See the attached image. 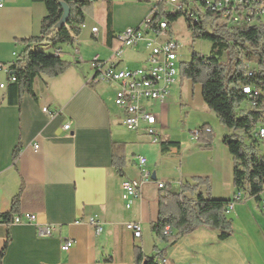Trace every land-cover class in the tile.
<instances>
[{
    "label": "crops",
    "instance_id": "0c3cea01",
    "mask_svg": "<svg viewBox=\"0 0 264 264\" xmlns=\"http://www.w3.org/2000/svg\"><path fill=\"white\" fill-rule=\"evenodd\" d=\"M159 1L112 0V34L120 20L129 27H138ZM0 5V63L9 66L24 49L17 41L39 34L46 10L42 3L31 0H0ZM93 28L95 33L91 32ZM113 43L114 48L107 44L106 4L96 0L84 13L76 41L58 47L70 66L57 77H36L33 96L24 93L19 104H9L10 83L0 71V83L5 84L0 89V216L10 212L15 197L19 203L14 215L35 216L32 224L0 223V252L9 237L1 264H134L135 247L146 257L160 253L158 259H165L167 264H264V208L243 191L232 214L226 215L231 221L230 233L213 230L209 222H204L190 234L166 242L156 239L150 231L161 196L157 183H172L170 190L176 193L174 188L191 183L192 178L208 177L211 198L232 200L236 192L232 186V160L222 140H212L208 157L215 172L224 165L228 178L231 171L230 180L218 183L212 171L186 173L179 166L175 182L173 176L159 174L161 163L157 167L147 162L151 183L143 185L140 197L125 207L122 183L139 180L140 174L136 157L126 160L129 134L121 123L122 114L114 106L116 86L88 82L92 77L91 58L98 54L103 60L110 59L118 46L115 38ZM75 50L81 61H74ZM145 59L143 48L124 49L117 68L136 69L144 65ZM199 90L201 102L200 86ZM176 92L171 89L169 100L160 105L164 108L163 120L155 115L159 139L169 110L180 107V98L174 97ZM43 108L52 114L51 118ZM67 123L69 135L63 131ZM144 127L141 124L133 132L136 140L142 138L139 133L145 134ZM161 142L159 152L164 160L169 155L178 156L185 148L182 142L172 140L170 143L177 146L162 152ZM15 151L17 158L13 162ZM114 155L122 159V176L113 167ZM93 217L100 223L98 235L87 224ZM132 222L142 228L140 239H134L125 229ZM45 226L52 227L49 236L39 235L37 229ZM64 239L74 242L67 252L60 251Z\"/></svg>",
    "mask_w": 264,
    "mask_h": 264
},
{
    "label": "trees",
    "instance_id": "16d2710c",
    "mask_svg": "<svg viewBox=\"0 0 264 264\" xmlns=\"http://www.w3.org/2000/svg\"><path fill=\"white\" fill-rule=\"evenodd\" d=\"M31 1L42 3L46 15L41 20L37 36L17 41L24 49L9 65V75L16 80L7 88L9 104H19L24 93L33 96L32 84L36 77H57L70 66L53 51L76 41L84 22V13L96 0ZM102 1L107 8V44L114 48L110 21L112 0ZM60 3L69 8V16L66 23L56 28L63 12ZM166 18L173 24L180 17ZM189 30L193 39L211 44L210 55L193 54L189 63H179L180 77L200 86L201 99L207 109L216 115L223 127L233 132L222 138V144L232 160V186L236 191H243L246 197L260 201L264 193V138H256L254 130L264 119V27L221 28L207 32L202 26H196L189 27ZM247 66L253 73L249 78L246 75ZM246 85L252 86L259 94L254 108L250 107L247 96L241 92V87ZM241 105L249 106L247 112L239 109ZM206 128L207 125L200 127L202 133L197 142L209 147L212 135L203 133ZM244 139L249 143L245 144ZM176 146V143H160L162 152ZM16 158L15 151L13 162ZM112 164L117 174L122 176V159L114 155ZM191 183L181 184L176 193L170 190L169 184L161 190L157 219L150 225L156 239L169 242L190 234L204 222H209L213 230L231 232V221L225 214L231 200L211 198L208 177L192 178ZM18 203V197L13 198L10 212L0 216L3 224H8L12 215L17 213ZM167 227L169 232L164 235ZM172 231L175 234H171ZM8 243L9 237L0 252V264ZM159 257L160 253L146 257L140 248H134V264H160Z\"/></svg>",
    "mask_w": 264,
    "mask_h": 264
},
{
    "label": "built area",
    "instance_id": "2783aa9c",
    "mask_svg": "<svg viewBox=\"0 0 264 264\" xmlns=\"http://www.w3.org/2000/svg\"><path fill=\"white\" fill-rule=\"evenodd\" d=\"M1 6V5H0ZM178 15L184 19L187 33L191 37L189 27L202 26L207 32L216 29L232 28H261L264 27V0H160L153 7L149 15L136 28L127 26L119 21L113 26V36L118 41V46L112 51L108 60H103L98 54L94 55L89 66L92 77L89 83L113 84L116 86L114 94V106L122 114V125L127 131H138L144 124L146 135L154 141L158 140L156 133L157 118L150 111V103L164 105L171 97V89L177 84L180 76L178 50L180 44L172 31V24L167 16ZM96 28L91 29L95 33ZM143 48L146 59L143 66L136 69H118L117 65L123 56L124 49ZM55 56L62 58L60 49L53 51ZM74 61H81L78 52L73 53ZM0 71L7 75L8 83H14L15 77L9 75V66L0 63ZM247 77L253 75L247 66ZM5 84L0 83V89ZM242 94L248 98L251 108L255 107L258 92L249 85L241 87ZM42 111L50 118L52 114L45 108ZM70 124L63 126V131L69 135ZM205 133H211L209 128ZM200 132L195 129L191 132L197 139ZM254 136L264 138V119L255 128ZM37 149V146H33ZM147 161L144 157H136V167L140 174L139 180L124 181L122 191L124 194L125 207L129 208L134 199L140 197V189L151 181V174L146 170ZM157 189H163L164 183H157ZM242 198V192L237 190L231 202L225 209V214L233 212L235 203ZM260 205L264 208V193L260 199ZM35 216L29 213L12 215L8 224H32ZM0 223L3 220L0 218ZM87 224L94 229L95 235L101 231L97 217L88 219ZM125 229L131 233L134 239H140L142 228L139 223H128ZM39 235L49 236L52 227L45 226L37 229ZM169 232L165 228L164 235ZM74 242L64 239L60 243V251L67 252L72 248ZM160 264H167L165 259H160Z\"/></svg>",
    "mask_w": 264,
    "mask_h": 264
},
{
    "label": "rangeland",
    "instance_id": "374dc122",
    "mask_svg": "<svg viewBox=\"0 0 264 264\" xmlns=\"http://www.w3.org/2000/svg\"><path fill=\"white\" fill-rule=\"evenodd\" d=\"M172 31L180 44V49L178 50L180 53V63H189L193 54L202 55L204 57L210 55L211 44L207 41L190 37L187 33L183 18H179L172 24ZM178 80V84L172 87V91L179 92H176L174 97L177 96L180 98V100L177 101L180 103V107L177 111L175 109L169 110V119L166 123H162L160 130L161 138L154 141L151 137L139 133L142 138L136 140L133 136L134 133L128 131L127 133L129 134V137L127 140L129 147L127 149L126 160L129 161L132 157L142 156L147 160L148 164L151 162L152 165L156 164L158 167L161 163V171H159V174L171 175L175 178V182L177 181V167L179 166L182 171L186 173H206L212 171L215 174L218 183H221L222 181L225 182L226 179L230 180L231 171H228L227 178L224 165H222L221 170H218V172H215L212 169V164L208 157L210 155L208 151L211 145L208 147L204 143H199L203 150L200 149L192 139L191 132L204 125L210 126L212 129V140L214 139L216 142L222 140L226 135L233 134V132L220 124L216 115L207 109L203 101H198L200 95L199 85H193L189 81L182 79L180 76ZM192 96L193 101L191 102ZM248 108L247 105H241L239 109L243 112H247ZM163 109L164 108L157 103H150V111L154 115L160 116L162 120ZM172 140L182 142L185 148L180 154H178V156L169 155L166 160H164V155L162 153L160 155L159 152V142H170ZM244 141L245 144L249 143L247 139H244ZM216 150L218 151V149ZM260 151L263 152L261 147ZM175 158H179L178 161H175ZM178 183L180 184L183 182ZM168 184L172 183L169 182ZM179 184L177 186H179ZM172 186L174 187V185ZM178 190V187L174 188L175 192ZM152 239L154 240L153 237Z\"/></svg>",
    "mask_w": 264,
    "mask_h": 264
},
{
    "label": "water",
    "instance_id": "95a60500",
    "mask_svg": "<svg viewBox=\"0 0 264 264\" xmlns=\"http://www.w3.org/2000/svg\"><path fill=\"white\" fill-rule=\"evenodd\" d=\"M60 6L63 12L59 22L56 25V28H60L64 23H66L69 16V8L64 3H60Z\"/></svg>",
    "mask_w": 264,
    "mask_h": 264
},
{
    "label": "bare ground",
    "instance_id": "6f19581e",
    "mask_svg": "<svg viewBox=\"0 0 264 264\" xmlns=\"http://www.w3.org/2000/svg\"><path fill=\"white\" fill-rule=\"evenodd\" d=\"M7 66H8V65H7ZM258 126H259V125H258ZM197 129H198L199 132H200V128H197ZM204 130H205V129H204ZM134 132H135V131H134ZM144 132H145V131H144ZM254 132H255V130H254ZM201 133H202V132H201ZM201 133H200V134H201ZM203 133H205V132L203 131ZM145 134H146V133H145ZM200 134H199V135H200ZM206 134H207V133H206ZM208 134H210V133H208ZM147 136H148V135H147ZM198 137H199V136H198ZM198 137H197V139H198ZM157 138H158V136H157ZM256 138H257V137H256ZM192 139H194V138L192 137ZM197 139H195V140H197ZM258 139H259V138H258ZM261 140H262V139H261ZM146 170H147V169H146ZM148 172H149V171H148ZM149 173H150V172H149ZM149 183H151V181H150ZM161 183H162V182H161ZM164 184H165V183H164ZM165 186H166V185H165ZM165 186H164V188H165ZM164 188H163V189H164ZM160 190H161V189H160ZM239 191H240V190H239Z\"/></svg>",
    "mask_w": 264,
    "mask_h": 264
}]
</instances>
